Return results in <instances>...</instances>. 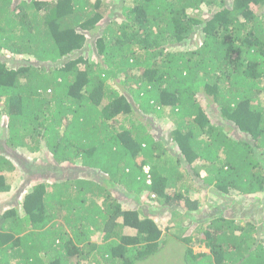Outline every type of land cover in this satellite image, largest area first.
I'll use <instances>...</instances> for the list:
<instances>
[{
    "label": "trees",
    "instance_id": "trees-1",
    "mask_svg": "<svg viewBox=\"0 0 264 264\" xmlns=\"http://www.w3.org/2000/svg\"><path fill=\"white\" fill-rule=\"evenodd\" d=\"M204 5H217L211 18ZM257 6L0 0V264H142L170 240L182 250L172 264H264V215L251 219L264 213ZM195 30L202 43L187 50ZM136 105L171 119L174 153L159 152ZM86 167L107 177L58 174Z\"/></svg>",
    "mask_w": 264,
    "mask_h": 264
},
{
    "label": "rangeland",
    "instance_id": "rangeland-1",
    "mask_svg": "<svg viewBox=\"0 0 264 264\" xmlns=\"http://www.w3.org/2000/svg\"><path fill=\"white\" fill-rule=\"evenodd\" d=\"M228 1L231 2L232 0H228ZM215 7H217V5L216 6H211V7L207 6V5H204L203 6L202 17L206 18V19L211 18L213 16L214 12L216 11ZM255 8H256L258 13H263V11H264V9H262V8H260L258 6L255 7ZM120 12H121V7L119 6L118 8L115 9V16H119ZM192 35L193 36L188 41L184 42V45L186 46L187 50H192L193 48L198 47L202 43V38L203 37H202V34L200 33V30H195ZM91 51H92V48L88 47V49H86L84 51V54L91 58V56H92V52ZM5 56H7V58H8L7 60H9L11 62L13 61L15 65H19L23 61V57L22 56H18V57L16 55L13 56V54H11V53L6 54ZM73 56H75V55H73ZM112 85L115 86L116 88H118V85L115 82H112ZM129 100L132 101L133 97L130 96ZM135 107L137 109L136 110L137 113H135L136 119L138 121H143L146 124V126H148L147 129L149 130L150 134H152V136H154V138L157 141H162L163 142L162 145L160 144V146L157 147V149H160L159 152L162 153L164 150L168 149L172 153H174L175 150H176V145H175V142L173 141L172 135H171V129L173 128V125H172L173 123H172L171 119H169V118H167L165 116L158 117L156 115H143V112L138 109L137 105ZM167 111H169V109H167ZM149 121H151V122L149 123ZM4 130H0V143L3 141L2 137L6 136L4 134L7 133V131H6V133H3L2 131H4ZM2 150L10 151L5 145H3ZM172 153H169L168 151L163 153V156L160 158V162L163 163L165 161H169V159L173 155ZM142 160H143V157L139 158V161H142ZM173 164H176V160H174ZM147 169H148V167H147ZM181 169H182L181 167H178V172L177 173H179V172L184 173L183 171H179ZM89 172L94 173V174H91V175H93V176H95L97 178H98V176H102V175L106 176L105 173L102 170L100 171L98 169H92V168H89V167H86V169L83 168V171H81V172L78 171V170H73V171H69L68 173H65V174H62V172H59L58 174L61 177H63V176H73V177H75V176L79 175L78 173H80V175L84 176V174L89 173ZM58 174H55V175L51 174V175H49V177H51V176L55 177V176H58ZM17 175H18V172H14L13 171L12 176L16 177ZM19 176L20 175H18V177ZM112 190L114 191L115 187H112ZM145 191L147 192L148 190H145ZM208 198H210V197L208 196ZM2 212H3V210L0 209V213H2ZM63 215H65V214L59 212L58 215L54 219L57 220L59 223H64ZM263 215H264V213H263L262 210L260 212L259 211H253L252 214H251V219L254 220V221H260ZM187 218H188V216L185 218L186 221L190 220V218H188V219ZM246 221H247V219H244V218H242L240 220V222H242V223H245ZM172 225H173V222L161 224L163 232L166 233L168 236L174 237L173 233H171V231L168 230V228L172 227ZM67 229L71 230L68 227H67ZM172 230H174L173 227H172ZM100 236L101 235L98 234L97 238H100ZM169 242L170 243H168L167 246L165 247L166 251L168 252V255H163V254L160 255V254H158L153 259L149 260L146 263H142V264H153L154 262H156L155 264H172V262H175V260L177 258V255L179 253H181L182 250H181L179 245L174 240H170ZM195 251L196 252H199V251L209 252V249H206L205 247H196Z\"/></svg>",
    "mask_w": 264,
    "mask_h": 264
},
{
    "label": "clouds",
    "instance_id": "clouds-1",
    "mask_svg": "<svg viewBox=\"0 0 264 264\" xmlns=\"http://www.w3.org/2000/svg\"><path fill=\"white\" fill-rule=\"evenodd\" d=\"M147 167H148V169H147ZM92 169H94V168H92ZM144 172L147 174V180H146L147 183H148V184H152V177H151V174H150V166H149V165H146V166L144 167ZM105 175H106V174H105ZM100 177L104 178L103 175L100 176ZM105 177H107V175H106ZM147 192H149V191H147ZM151 196L154 197V196H155V193H152Z\"/></svg>",
    "mask_w": 264,
    "mask_h": 264
},
{
    "label": "crops",
    "instance_id": "crops-1",
    "mask_svg": "<svg viewBox=\"0 0 264 264\" xmlns=\"http://www.w3.org/2000/svg\"><path fill=\"white\" fill-rule=\"evenodd\" d=\"M7 54H9V53H7ZM6 59H8L7 56H6Z\"/></svg>",
    "mask_w": 264,
    "mask_h": 264
}]
</instances>
